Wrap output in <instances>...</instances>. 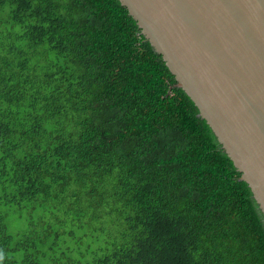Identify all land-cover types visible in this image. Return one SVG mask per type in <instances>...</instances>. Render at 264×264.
I'll return each instance as SVG.
<instances>
[{"label": "trees", "instance_id": "trees-1", "mask_svg": "<svg viewBox=\"0 0 264 264\" xmlns=\"http://www.w3.org/2000/svg\"><path fill=\"white\" fill-rule=\"evenodd\" d=\"M0 264H264V217L119 0H0Z\"/></svg>", "mask_w": 264, "mask_h": 264}, {"label": "water", "instance_id": "water-1", "mask_svg": "<svg viewBox=\"0 0 264 264\" xmlns=\"http://www.w3.org/2000/svg\"><path fill=\"white\" fill-rule=\"evenodd\" d=\"M264 217V0H119Z\"/></svg>", "mask_w": 264, "mask_h": 264}]
</instances>
